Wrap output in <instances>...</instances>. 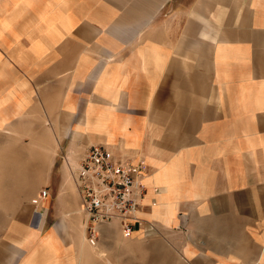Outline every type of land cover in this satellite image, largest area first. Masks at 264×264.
<instances>
[{"label": "crops", "instance_id": "obj_1", "mask_svg": "<svg viewBox=\"0 0 264 264\" xmlns=\"http://www.w3.org/2000/svg\"><path fill=\"white\" fill-rule=\"evenodd\" d=\"M2 116L49 163L66 139L141 165L154 224L90 240L43 158L32 185L54 195L26 198L9 264H264V0H0Z\"/></svg>", "mask_w": 264, "mask_h": 264}, {"label": "rangeland", "instance_id": "obj_2", "mask_svg": "<svg viewBox=\"0 0 264 264\" xmlns=\"http://www.w3.org/2000/svg\"><path fill=\"white\" fill-rule=\"evenodd\" d=\"M5 116L0 119V264H9L10 260L17 256L18 237L15 233L18 226L29 225L31 220L25 215V210L33 209L36 206L26 201L29 196L34 197L42 189L32 185L36 179L38 165L43 163L44 158L38 151L29 135H21L24 123L13 121L8 124L7 131L3 126ZM33 125V124H31ZM38 125V124H34ZM87 119L77 123L71 130L72 140L79 138L88 128ZM94 126L101 130V120L94 123ZM3 127V128H2ZM68 127L64 131L67 132ZM4 130V131H3ZM57 144L58 140H54ZM66 139L58 142L52 151L55 154L51 157V163L46 157V163L53 167V173L60 169L65 161L67 176L71 177L73 169L80 159L74 147L68 149L66 154ZM54 186H51V188ZM50 189V188H48ZM54 195L53 190H49ZM44 215V214H43Z\"/></svg>", "mask_w": 264, "mask_h": 264}, {"label": "built area", "instance_id": "obj_3", "mask_svg": "<svg viewBox=\"0 0 264 264\" xmlns=\"http://www.w3.org/2000/svg\"><path fill=\"white\" fill-rule=\"evenodd\" d=\"M71 173L87 216L90 240L98 236L100 224L112 221L119 223L125 236H130L138 227L143 228L144 236L151 234L154 224L143 221L137 214L146 192L141 165L117 160L105 145L91 144ZM48 194L44 187L39 196L45 198Z\"/></svg>", "mask_w": 264, "mask_h": 264}, {"label": "bare ground", "instance_id": "obj_4", "mask_svg": "<svg viewBox=\"0 0 264 264\" xmlns=\"http://www.w3.org/2000/svg\"><path fill=\"white\" fill-rule=\"evenodd\" d=\"M77 165H78V162L76 163L75 167H76ZM75 167H74V168H75ZM74 168H73V169H74ZM40 214H41V213H40ZM42 215H43V214H42ZM41 221H42V220H41ZM52 231H53V229H52Z\"/></svg>", "mask_w": 264, "mask_h": 264}]
</instances>
